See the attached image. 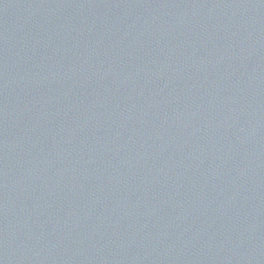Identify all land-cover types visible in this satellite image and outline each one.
<instances>
[{"label":"water","instance_id":"obj_1","mask_svg":"<svg viewBox=\"0 0 264 264\" xmlns=\"http://www.w3.org/2000/svg\"><path fill=\"white\" fill-rule=\"evenodd\" d=\"M0 264H264V0H0Z\"/></svg>","mask_w":264,"mask_h":264}]
</instances>
